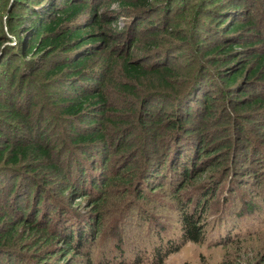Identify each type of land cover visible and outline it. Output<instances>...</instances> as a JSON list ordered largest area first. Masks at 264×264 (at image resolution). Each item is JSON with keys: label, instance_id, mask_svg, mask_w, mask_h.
<instances>
[{"label": "rangeland", "instance_id": "obj_1", "mask_svg": "<svg viewBox=\"0 0 264 264\" xmlns=\"http://www.w3.org/2000/svg\"><path fill=\"white\" fill-rule=\"evenodd\" d=\"M59 1L62 0H58L57 5ZM123 1L88 0V4L95 5L96 14L102 17L103 31L109 36H117L116 39H109L115 53L118 51L119 56L125 55L131 61L139 60L146 69L163 64L174 68L178 83L173 82V85L182 88V96L177 102L175 98H178L176 92L179 90H168L161 96L155 94L142 105L136 100L139 97L136 95L142 94L141 98L145 96L144 87L137 88L134 96L115 92V84L128 82L120 71L122 63L116 59L118 64L112 75L113 86L105 89L110 104L117 112L116 116L110 115L113 125L110 124L108 129L118 133L124 124L131 125L134 135L127 139L133 147L138 145V152L128 158L127 166L131 171L121 179L128 180L129 176L136 179L142 173V148L147 156L154 146L152 137L155 136L157 145L162 142L166 126L169 122L173 123L172 120L176 121L174 125L183 122V126H190L196 134H181L180 145L175 148L181 153L180 157L168 153L170 150L166 152L171 167L163 169L158 178L153 177L152 186L140 179L130 191L125 183L109 184L99 189L105 185L103 182L106 180L104 177L101 179L103 173L107 174L105 178L123 173L120 167L126 159L121 158V153L112 155L108 164L101 166L100 157L94 150L89 151L87 157L80 156L82 166L79 169L80 172L84 171L83 176L86 175L89 182L85 187L83 184L79 186V191L85 192L86 197H81L84 193L79 192L69 202V192L62 197L58 190L70 182V170L73 172L75 169L65 161L69 150H76L70 142L73 132L68 129V122L60 113L57 97L52 96L56 95L57 89H46L50 82L46 74L53 62L36 51L30 57L21 56V46L27 35L24 32L29 23L24 19L21 26V21H16L12 16L18 12L21 18H25L28 13L21 11L22 0H0V60L7 59L14 50L15 59L11 68H19L11 86L12 81H6L11 71L7 65L0 64V104L8 105L10 112L18 111L24 120L9 117V113H3L0 107V143L4 142L5 134L9 145L16 140L25 145L39 144L60 167L57 175L37 162L23 160L17 165L19 170L7 173L10 177L0 176V218L3 215L8 222L5 226L3 223L0 225V228L3 227L0 234L23 222V215L33 223L34 208L38 207L35 225L41 231L46 228L54 239L48 246L40 240L41 234L34 237L19 224L17 232L13 233V242L0 245V264H157V260L152 258L153 239L159 235L162 247L168 243H179L181 208L186 212H198L195 215L205 223L206 236L200 244H184L178 251L165 257L163 264H222L225 259L235 260L237 264L257 261L264 255V108L240 107L256 96H263L264 81L254 78L253 83L244 82L241 85L240 81L251 77L247 70L238 79L240 86L236 90L234 87L223 90L221 76L238 65H247L248 69L253 70L255 61L247 60L252 54L264 52V0H150L149 5L143 8L133 4L122 5L120 2ZM42 7V4H37L34 10L41 11ZM234 7L240 8L235 10ZM226 18L228 21L219 26L221 20ZM83 19L81 16L76 22L81 23ZM17 22L20 24L15 26ZM229 22L230 25L236 22L248 26L234 35L225 36L223 31ZM23 28L22 43L18 44L17 37ZM154 31L157 33L154 34ZM133 36L139 38L140 44L132 48V41L129 40ZM235 37L239 38L243 47L236 44L232 52L239 54L240 58L231 65H219L226 56L212 50L218 45L239 42L232 41ZM17 45H20L19 53ZM31 65L34 66L30 69ZM23 70L27 72L19 76ZM16 81L18 83L15 85ZM8 87L11 88L9 94L6 92ZM186 87H190V90L193 88L189 96L183 94ZM59 90L67 93V90ZM210 98H213L212 113L205 108L209 107L210 101L207 100ZM226 98L229 99L227 104ZM179 104L181 108H178ZM140 109H145L151 116L156 113V119L162 118L163 121L158 122L160 125L153 121L154 124L150 125L152 130L147 129L141 125L144 118ZM183 110H189L191 117L187 118V122H184L186 114ZM121 121L122 124L115 125ZM116 140L112 142L116 143ZM195 142L205 153H196L195 161L198 162L192 177L185 180L181 173L184 167L190 169L188 158L193 157ZM240 145L249 151H242ZM234 148L237 149L233 151ZM239 148L241 152L237 153ZM243 154L249 156L248 160H242L245 157ZM85 158L91 163L93 158L96 161L95 172L91 176L92 167L88 162H83ZM34 168L39 169L28 171ZM1 172L5 173L0 169ZM72 175L78 177L77 181L82 179L78 171ZM151 175L152 168L143 177L149 178ZM12 176L20 177L15 184L12 183ZM95 181L98 191L92 188ZM13 185L16 186L15 193H11ZM156 186L158 188H154ZM36 193L37 200L32 209V196ZM39 196L41 203L38 202ZM49 199L51 201L48 203ZM46 203L51 208L56 207L55 212L47 213ZM18 207H24L18 209L19 214L13 211ZM70 232H73L71 246L75 250L67 254L64 248L67 247L65 242ZM78 235L82 236V243L77 248ZM155 244L157 246L158 242ZM162 251L165 252L164 249ZM55 253L58 255L53 257Z\"/></svg>", "mask_w": 264, "mask_h": 264}, {"label": "trees", "instance_id": "obj_2", "mask_svg": "<svg viewBox=\"0 0 264 264\" xmlns=\"http://www.w3.org/2000/svg\"><path fill=\"white\" fill-rule=\"evenodd\" d=\"M46 0H22V4L20 6L21 11H26L28 13V16L25 18H21V13H14V18L16 21H21V26L24 25L23 20L26 19V22L29 23V26L24 32V28L22 29V33L17 37L18 44H21V35L24 32V35H26V38L23 40L20 54L23 57H30L35 51L38 53H42L43 57L45 59H49L53 62V65L46 74V77L50 79L49 87L46 89L49 91L53 88L57 89L56 95H52L53 97H57L56 101L59 102V109L60 113L66 118V121L68 122V129L73 132L72 138L70 139L71 145L75 147V150L70 149L69 154H67V160L65 162H68L69 166L75 169L73 172L70 170L72 174L75 172H79V177H82L81 180L77 181V178L73 176L72 174L69 175L68 179L70 182L66 186H62L58 193L63 197V194H67L69 192L68 201L70 202V199L74 195H79V186L83 184V187L88 185V181L86 179V175L83 176L84 171H79V169L82 166V158L80 156L87 157L86 155L89 153V151L94 150L95 154H97L98 157H100L99 163L107 165L110 161V157L115 154L121 153V158L126 159V162L124 160V165H121L120 169L122 168L123 173L121 175L115 174L114 176H107L106 173H103L101 175V179H105L106 181L103 182L105 185L102 187H99V189H102L106 187L107 185H113L115 183H125L129 185V187H126L128 191H130V188H135L138 184V181L140 179L144 182L149 183L151 186L154 184L152 181L154 178H158L159 174L162 173L163 169H170L171 167V160L170 158L167 159L168 153L172 152L171 155L177 154L180 157L181 153H178V150L175 148L176 145H180V142L182 140L181 134L183 136H191V134H196L188 125L183 126V122L179 123L177 125H174L176 122L175 120L173 123L168 122L166 126V131L164 134V139L162 142H160L158 145L156 143L155 136L152 137L154 146L153 148H150V151L148 155L146 156L144 154V147L143 155H142V162L141 168L142 173L138 175V177L135 179L132 176L128 177V180H123V176L131 171V168L127 166L128 158L131 157L135 152H138L136 150L138 145H135V147L132 146L130 141L127 138H130L132 135H134V132H131L132 129H130L131 125L124 124L123 128L119 130L118 133H113L108 129V126L112 124L113 119H111L112 116H116L117 112L114 109V106L110 104V99L105 93V89L108 88V86H111L113 83L112 75L115 72V68L118 63H122L120 66V71L123 73L124 78L128 82H125L123 84H115L116 90L120 94L124 95H130L134 96V94L137 93V88L143 87L146 89L145 93L137 94L136 96H139L138 99L140 101V104H144L148 101L149 98L152 96H155V94L161 96L163 92H167L168 90L176 91V89L179 90V92H176L178 95V98H175L177 102H179L181 99L180 96H182L180 90L182 88H175L173 85L174 83H178V80L176 79V76H174V68L167 65H160V66H154L150 67V69H146L142 64L139 63V60H129L128 57L125 55L119 56V54L113 50V48L109 44V39H116L117 36H109L103 31V20L100 15L96 14L95 5L89 6L88 0H62L59 1L60 4L57 5L58 0H48L45 4ZM123 1V0H121ZM150 0H124L123 2H120L122 5H137L140 8L146 7L149 5ZM40 4L43 5L42 10H34V6ZM239 5V4H235ZM235 8V7H234ZM240 8V7H239ZM239 8H235V10H238ZM88 11V14H85V12ZM83 17L84 19L81 21V23H77L76 21ZM228 19H222L220 25H224ZM77 23V24H76ZM249 23V22H248ZM20 22H17L16 25H19ZM251 24V23H249ZM248 25L243 24H237L236 22L231 23L229 22V25L225 27L223 33L226 35H234L236 31H240L243 28H247ZM230 27V28H229ZM18 28V27H17ZM15 31H17L16 28H14ZM13 31V30H11ZM154 34L157 33V31L153 32ZM151 34V33H150ZM153 35H150L152 37ZM232 39V41H239L238 39ZM132 41L131 47L138 46L139 38L133 36L129 40ZM243 47V44L239 41L235 44H226L223 46L218 45L215 47L214 50H212L214 53H221L226 56L224 61L222 63H219V65H231L232 63L236 62V60L239 57V54L233 53V49L236 47ZM16 46V43H15ZM19 47L17 45V52L19 53ZM101 47V48H100ZM11 52L9 54V57L7 59L2 58L0 60V64L7 65L8 69L11 71V73L8 75V79L6 81H12L10 84L11 86L14 85V78L16 76V72L19 71V68H11L13 66V60L15 59V54ZM19 57V56H18ZM16 57V58H18ZM250 60L247 61H255L253 70H250L247 68V65H241V66H233L234 68H230L226 70V73H224L221 76V84L223 86V90H229L230 88H238L240 84H251L255 79H262L264 81V52L262 54H252L250 56ZM12 63H10V62ZM249 65V64H248ZM34 65L30 66V69ZM21 70V69H20ZM25 70V69H24ZM23 70V71H24ZM28 72L29 69H26ZM248 70V74L251 76L250 78L245 77L242 81H240L238 85V79L240 76H243L246 71ZM20 71L19 76H23L25 72L27 71ZM1 77V73H0ZM18 83L16 81L15 85ZM31 84H33L31 82ZM33 86V85H32ZM113 86V85H112ZM190 87H186L185 91H183V94L186 93V96H189L191 94L192 89H189ZM43 88V90H46ZM59 89L67 90V95L62 93ZM258 89V88H256ZM11 88L8 87L6 90L7 94L10 93ZM232 90V89H231ZM233 89V91H235ZM6 94V95H7ZM181 94V95H180ZM63 95V96H62ZM263 96H256L254 99L250 100V102L245 103L240 108H254L262 107L264 108V93H262ZM238 96V95H237ZM241 96V94H240ZM209 97V96H208ZM174 100V101H175ZM228 98L225 99V104L228 102ZM209 107H205L207 111L213 112V109H211L213 98H210ZM235 103L236 100H233ZM142 104V105H143ZM8 105H3L1 107V111L5 113H9V117H16L17 119L23 120L22 114H19L18 111L16 112H10V110H7ZM141 107V106H140ZM178 108H181V104L178 105ZM141 111V109H140ZM184 111V110H183ZM189 110H185L184 114V122H187V118L189 119L191 116H189ZM135 113V112H134ZM141 114L143 115L144 120L142 119L141 125L146 127L149 130H152L150 128V125L154 124L155 122H162L163 119H156L158 116L157 114L149 115L147 114V111L145 109H142ZM112 115V116H110ZM141 115V116H142ZM140 118V115L137 117V119ZM155 119V120H153ZM24 121V120H23ZM151 121V122H150ZM150 122V123H149ZM123 122H118L115 125L122 124ZM136 124H138L136 122ZM113 125V124H112ZM160 125V123H158ZM141 126V127H143ZM262 127L264 128V124H262ZM0 135H2V132H0ZM128 135V136H127ZM159 133L157 132V136ZM8 138V137H7ZM116 138H118L116 140ZM144 138V137H143ZM192 138V137H191ZM3 141L0 143V169L1 171H5V173L1 172L0 176L4 177H10V174H7L9 172H12L11 170L18 169L19 170V163H21L23 160H31L33 163L37 162V164L45 168L46 170H49L51 172H55V174H59L60 167L56 165L50 158L45 148H42L39 144H22L19 143L17 140L14 141L15 143H12V145H9V143L6 140V136L4 134ZM113 139L116 140V143L112 142ZM195 141L196 138L194 137ZM144 140V139H143ZM168 144V145H167ZM191 144V143H190ZM198 143L195 142L194 147V154L193 157L188 158V161L190 163V169L183 168V171L181 175L185 180H188L192 177V171L197 164L198 161H195L196 153L198 154L202 153L204 155V149H199ZM241 146V145H240ZM242 147V146H241ZM242 151H249L247 150V147H242ZM237 148H234L233 151H235ZM160 150L161 153H160ZM168 150H170L168 153H166ZM241 149L239 148L237 150V153H239ZM79 151V152H78ZM201 151V152H200ZM81 152V153H80ZM241 152V151H240ZM251 153L254 152L253 149L250 151ZM73 153V154H70ZM150 153H153L150 155ZM160 153V154H159ZM234 153V152H233ZM197 154V155H198ZM245 156V154H243ZM146 156V157H145ZM249 156H245L243 159H247ZM81 161V162H79ZM246 161V160H244ZM243 161V162H244ZM88 162L87 164L91 166L92 171L89 173L94 174L95 172V164L96 161L93 158L92 163L89 162L86 158L83 161ZM126 164V166H125ZM75 165L76 168H75ZM169 167V168H168ZM150 168H152V175L149 176V178L143 177L144 173H149ZM218 168V167H216ZM5 169V170H2ZM39 168L34 169H28V171H36ZM148 170V171H147ZM102 171H106L103 169ZM58 172V173H56ZM101 172V171H99ZM20 176V175H19ZM72 177H74L72 180ZM142 177V178H140ZM17 178L20 177H14L12 176L11 179H14L12 181H17ZM3 179V178H2ZM67 179V181H68ZM71 179V180H70ZM136 180V182H135ZM4 181V180H1ZM26 182L28 180H25ZM82 181V182H81ZM104 181V180H103ZM88 182V183H87ZM91 182V181H90ZM29 185L31 186V183L28 181ZM152 183V184H151ZM146 184V185H147ZM23 187V185L21 184ZM25 186V185H24ZM92 188L93 190H97V182H92ZM154 188H158L157 186ZM160 188V187H159ZM16 186L13 185L11 193H15ZM20 190H23L20 189ZM155 190V189H154ZM98 191V190H97ZM18 194L20 193L19 190L17 191ZM86 197L85 192H81ZM139 193V192H138ZM17 194V193H16ZM30 194V193H29ZM37 193L36 195L32 196L34 201L32 203V209L35 206V200H37ZM16 196V195H15ZM18 196V195H17ZM142 196V194L140 195ZM19 197H17L18 199ZM16 199V200H17ZM51 201L49 199L48 203ZM38 202H42V198L38 197ZM48 203L45 204V208L47 209V213H51L52 211L55 212L56 207H50ZM16 206V205H15ZM24 208V207H18L13 208V211H18V209ZM38 208V207H37ZM37 208H34L33 212L34 215V221L33 223L31 220L27 221L25 219L26 217L23 215V222H19L18 224H15L14 228H10L8 230H5L2 234H0V245H8L9 243H12L14 240V234L17 232L16 227L20 224L21 226L25 227L32 236H36L41 234L42 238L40 240L43 241L44 244H47L48 246L52 244L53 242V236L50 235V233L47 232V229L38 230L35 223L37 222V217L39 214V210ZM182 210L179 212V224H180V230H181V236L179 238V243L175 244H164L165 247H162V243H160V239L155 237L153 239L154 246L152 247V258L154 260H157V264H163V260L165 257L171 255L172 253L178 251L181 246H183L186 243L192 242L195 244H200L204 241L206 236V229L204 227L205 223L201 222V217L196 216L195 214L198 213L196 211L186 212L184 208H181ZM27 210V209H26ZM184 211V212H183ZM21 213V212H20ZM19 214V211H18ZM24 214V211L22 212ZM3 216V215H2ZM0 218V225L3 223L5 226L8 222L5 221V218ZM32 218L33 215L31 214ZM89 222V221H88ZM91 222L94 223V220L91 219ZM90 224V223H86ZM91 226V225H90ZM93 227V225H92ZM3 227L0 228V231ZM78 242H77V248L80 247L82 243V237L81 235H78ZM92 239V236H90ZM227 238H230L229 236ZM39 240V241H40ZM73 240V232H70V236L68 237V240L65 242L64 250L67 254H70L71 251L75 250V247L71 246V242ZM228 240V239H227ZM155 242L157 244H155ZM153 245V244H152ZM164 249L165 252L162 251ZM58 253H55L53 257H56ZM50 257V258H53ZM48 258V257H47ZM222 264H237L235 260H227L221 262ZM240 263V262H239ZM250 264H264V255H261L260 258L257 259V261L250 263Z\"/></svg>", "mask_w": 264, "mask_h": 264}]
</instances>
